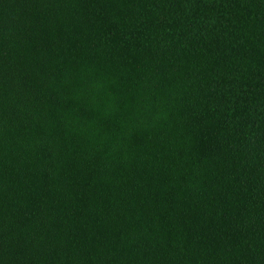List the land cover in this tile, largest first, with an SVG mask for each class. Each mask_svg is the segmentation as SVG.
I'll use <instances>...</instances> for the list:
<instances>
[{
  "label": "trees",
  "instance_id": "16d2710c",
  "mask_svg": "<svg viewBox=\"0 0 264 264\" xmlns=\"http://www.w3.org/2000/svg\"><path fill=\"white\" fill-rule=\"evenodd\" d=\"M0 264H264V0H0Z\"/></svg>",
  "mask_w": 264,
  "mask_h": 264
}]
</instances>
